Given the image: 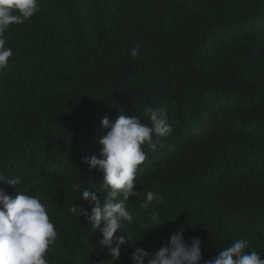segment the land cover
Segmentation results:
<instances>
[{
    "label": "trees",
    "instance_id": "trees-1",
    "mask_svg": "<svg viewBox=\"0 0 264 264\" xmlns=\"http://www.w3.org/2000/svg\"><path fill=\"white\" fill-rule=\"evenodd\" d=\"M39 9L4 34L13 56L0 72V173L46 206L58 232L49 264H133L135 247L154 253L180 227L188 243L202 241L204 261L241 238L264 258V0H39ZM148 107L166 109L173 131L144 147L135 191L163 199L144 212L143 196L130 198L133 222L117 235L135 244L115 262L87 216L69 210L91 214L72 185L104 203L103 174L85 163L102 158L101 121L123 114L151 126Z\"/></svg>",
    "mask_w": 264,
    "mask_h": 264
},
{
    "label": "clouds",
    "instance_id": "clouds-1",
    "mask_svg": "<svg viewBox=\"0 0 264 264\" xmlns=\"http://www.w3.org/2000/svg\"><path fill=\"white\" fill-rule=\"evenodd\" d=\"M39 10V0H0V72L8 67L13 56L4 34L10 25L23 24ZM138 55L139 48H133L131 56L135 58ZM144 115L151 121V126L143 123L139 116L123 114L114 123L108 117L101 121L102 126L108 129L99 140L102 158H85V163L89 165L90 172L98 170L103 174L101 188L106 193L103 204L96 190L90 192L85 188L81 192L80 183L72 185L73 191L81 193L80 200L91 206V214L76 204L69 210L79 217L87 216L93 230L100 233L97 245L107 249L115 262L120 260L122 246L135 244L130 234L127 237L117 235L118 231L126 230L125 223L133 222V214L128 208L130 198L143 196L140 210L144 212L153 202L159 203L163 199L156 191H135L138 169L147 159L144 147L154 148L153 136L166 137L173 131L166 109L148 107ZM0 183L16 190L22 180L19 176L6 178L0 173ZM151 220L156 227L161 226L159 211L151 212ZM184 231L180 227L170 241L151 254L145 248L135 247L133 264H201L202 261L203 264H264V258L256 250L246 251L249 241L243 238L220 250L217 257L204 261L202 241L193 237L188 243ZM57 236L46 206L38 197L19 191L11 197L0 189V264H49L46 254Z\"/></svg>",
    "mask_w": 264,
    "mask_h": 264
}]
</instances>
